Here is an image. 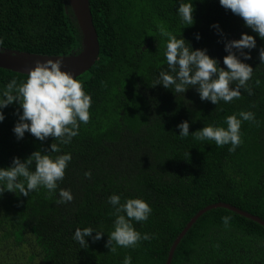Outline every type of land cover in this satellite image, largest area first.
<instances>
[{
  "label": "trees",
  "instance_id": "1",
  "mask_svg": "<svg viewBox=\"0 0 264 264\" xmlns=\"http://www.w3.org/2000/svg\"><path fill=\"white\" fill-rule=\"evenodd\" d=\"M88 1L99 56L77 79L92 97L89 123H82L67 145L52 137L40 141L30 132L17 139L19 105L3 109L0 168L10 167L14 157L46 154L53 142L61 148L53 156L70 153L72 159L51 197L43 187L28 197L7 191L0 197V264H123L125 256L131 264H165L176 237L207 206L227 204L264 221V63L259 59L264 39L219 0H192V26L177 13L180 0ZM160 23L193 50L207 49L224 68L225 41L242 33L254 36L251 59L241 57L254 68L248 82L252 94L241 89L239 99L213 104L202 101L195 87L182 94L174 86H154L159 73L168 71ZM0 41V50L42 57L77 55L81 49L64 0H0ZM14 78L19 83L27 76L0 69V95ZM241 111L253 112L258 123L242 121L243 143L234 152L230 144L217 147L192 135L208 125L226 128V118ZM183 121L189 123L186 138L177 127ZM89 171L91 178L85 176ZM60 189H70L73 200L57 203ZM113 194L121 204L140 198L151 206L147 221L132 223L142 235L153 236L136 248L117 247L115 254L105 247L116 219L108 202ZM225 216L231 217L227 227ZM86 227L104 235L94 243L87 237L89 247L83 249L73 237ZM171 264H264V228L226 209L210 210L180 241Z\"/></svg>",
  "mask_w": 264,
  "mask_h": 264
},
{
  "label": "clouds",
  "instance_id": "2",
  "mask_svg": "<svg viewBox=\"0 0 264 264\" xmlns=\"http://www.w3.org/2000/svg\"><path fill=\"white\" fill-rule=\"evenodd\" d=\"M219 3L241 17L248 28L264 39V0H219ZM194 11L192 0H180L177 13L185 26L194 24ZM212 27L219 30L218 24ZM158 29L161 36L167 37L165 57L168 71L159 73L154 86L163 85L166 89L174 86L175 93L182 94L190 87H195L202 101L213 104L221 100L229 103L239 99L241 89L252 94L248 82L252 79L254 68L243 60L251 59L250 51L256 48L254 36L242 33L240 39L225 41L228 54L223 58L224 68L219 66L216 58L207 54V49L193 50L183 36L178 38L163 23L158 25ZM196 38L199 39V35ZM245 49L249 52H245ZM259 59L264 63V48L259 51ZM61 66V59L37 60L28 71L26 81L18 83L17 79H12L0 95V122L5 119L4 108L13 103L19 105L16 113L19 119L13 128L17 139H22L26 132H30L40 141L52 137L59 144L67 145L79 134L80 125L89 123L92 97L85 92L83 83L71 72L62 71ZM259 83L257 80L256 84ZM242 121L258 123L253 112L241 111L226 118V128L208 125L192 135L199 141L212 140L217 147L230 144L229 151L234 152L243 143L240 131ZM177 127L182 138L189 136L188 121H183ZM60 152L61 148L53 142L46 154L34 151L23 161L14 157L10 167L0 168V197L5 191L28 197L30 192L40 187L47 189L51 197L58 188V182L64 179L65 170L72 159L70 153L52 155ZM85 176L91 178V172H86ZM59 197L57 203L71 202L74 198L70 189H60ZM108 202L115 207L116 215L114 230L108 234L105 244L111 253L115 254L117 247L136 248L142 240L153 238L149 234L142 235L132 223L148 220L152 208L146 201L131 198L121 204L120 196L113 194ZM230 220L229 216L222 217L225 227ZM103 235L102 230L95 231L91 227L77 228L73 239L80 248L87 249V237H91L94 243L102 239ZM123 264H131V256H125Z\"/></svg>",
  "mask_w": 264,
  "mask_h": 264
},
{
  "label": "water",
  "instance_id": "3",
  "mask_svg": "<svg viewBox=\"0 0 264 264\" xmlns=\"http://www.w3.org/2000/svg\"><path fill=\"white\" fill-rule=\"evenodd\" d=\"M70 8L74 20L76 21L78 31L81 37V49L77 55L67 57H42L29 55L19 52H12L0 50V69L9 71L19 75L27 76L28 71L35 66L37 60L46 61L47 59H61V70L71 72L74 77L78 78L84 73L88 72L96 63L99 56V44L96 31L93 26L92 17L89 9L88 0H64ZM226 209L238 216L250 220L264 228V221L258 217L252 216L243 212L235 207L227 204L217 203L199 211L187 223L185 228L179 233L174 242L172 243L165 264H171L173 254L179 245L180 241L186 235L188 230L193 224L206 212L213 209Z\"/></svg>",
  "mask_w": 264,
  "mask_h": 264
},
{
  "label": "rangeland",
  "instance_id": "4",
  "mask_svg": "<svg viewBox=\"0 0 264 264\" xmlns=\"http://www.w3.org/2000/svg\"><path fill=\"white\" fill-rule=\"evenodd\" d=\"M7 245L10 246V243L7 244ZM2 252H3V254H7L8 253V250L4 247V244L2 245Z\"/></svg>",
  "mask_w": 264,
  "mask_h": 264
}]
</instances>
